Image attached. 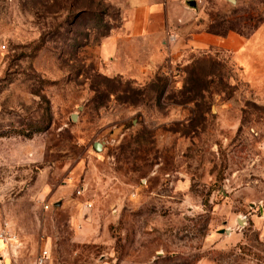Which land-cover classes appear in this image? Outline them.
Masks as SVG:
<instances>
[{
	"label": "rangeland",
	"instance_id": "obj_1",
	"mask_svg": "<svg viewBox=\"0 0 264 264\" xmlns=\"http://www.w3.org/2000/svg\"><path fill=\"white\" fill-rule=\"evenodd\" d=\"M181 1L0 0V264H264V0Z\"/></svg>",
	"mask_w": 264,
	"mask_h": 264
},
{
	"label": "crops",
	"instance_id": "obj_2",
	"mask_svg": "<svg viewBox=\"0 0 264 264\" xmlns=\"http://www.w3.org/2000/svg\"><path fill=\"white\" fill-rule=\"evenodd\" d=\"M122 1L125 2L126 0ZM129 2V6L121 7L123 25L120 34L134 39L150 36L160 22L165 25V29H169L173 20L186 15L189 9L181 0L174 2L166 0H161V2L157 0H129ZM112 37L104 42L102 48L108 57L112 50L108 45H110V42L111 45L115 42ZM243 41L240 36L233 33L222 38L202 33L196 34L192 38V42L200 47L216 46L233 51L241 48Z\"/></svg>",
	"mask_w": 264,
	"mask_h": 264
},
{
	"label": "built area",
	"instance_id": "obj_3",
	"mask_svg": "<svg viewBox=\"0 0 264 264\" xmlns=\"http://www.w3.org/2000/svg\"><path fill=\"white\" fill-rule=\"evenodd\" d=\"M48 259V255L46 251H43L37 258V264H45L46 260Z\"/></svg>",
	"mask_w": 264,
	"mask_h": 264
},
{
	"label": "water",
	"instance_id": "obj_4",
	"mask_svg": "<svg viewBox=\"0 0 264 264\" xmlns=\"http://www.w3.org/2000/svg\"><path fill=\"white\" fill-rule=\"evenodd\" d=\"M190 6L194 7V6H195V3H194V2H190ZM71 120H72V121L75 120L74 116L72 117ZM93 148H94V150H95L96 152H99V151L101 150V147H100L99 144H94V145H93ZM57 205H59V204H57Z\"/></svg>",
	"mask_w": 264,
	"mask_h": 264
},
{
	"label": "trees",
	"instance_id": "obj_5",
	"mask_svg": "<svg viewBox=\"0 0 264 264\" xmlns=\"http://www.w3.org/2000/svg\"><path fill=\"white\" fill-rule=\"evenodd\" d=\"M221 37H224V36H221Z\"/></svg>",
	"mask_w": 264,
	"mask_h": 264
}]
</instances>
